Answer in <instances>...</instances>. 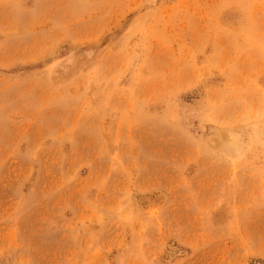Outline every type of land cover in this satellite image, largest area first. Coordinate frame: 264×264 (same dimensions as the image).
I'll return each instance as SVG.
<instances>
[{"label":"rangeland","instance_id":"obj_1","mask_svg":"<svg viewBox=\"0 0 264 264\" xmlns=\"http://www.w3.org/2000/svg\"><path fill=\"white\" fill-rule=\"evenodd\" d=\"M0 264H264V0H0Z\"/></svg>","mask_w":264,"mask_h":264},{"label":"bare ground","instance_id":"obj_2","mask_svg":"<svg viewBox=\"0 0 264 264\" xmlns=\"http://www.w3.org/2000/svg\"><path fill=\"white\" fill-rule=\"evenodd\" d=\"M262 125H263V124H262ZM262 125H260L259 128H260ZM257 127H258V126H257ZM254 128H256V127H254ZM261 129H262V128H261ZM259 130H260V129H259ZM227 136L229 137V140L231 139V145H232V141H233V140H232V137H231L230 135H228V134H227ZM227 143H228V141H227ZM229 143H230V142H229ZM234 150H235V149H234Z\"/></svg>","mask_w":264,"mask_h":264}]
</instances>
